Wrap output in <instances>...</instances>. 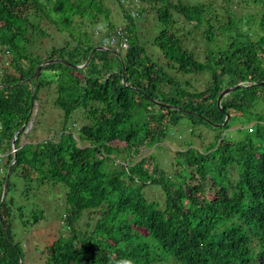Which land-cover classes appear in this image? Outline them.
I'll return each mask as SVG.
<instances>
[{
  "label": "trees",
  "instance_id": "obj_1",
  "mask_svg": "<svg viewBox=\"0 0 264 264\" xmlns=\"http://www.w3.org/2000/svg\"><path fill=\"white\" fill-rule=\"evenodd\" d=\"M105 1L0 0V152L8 157L0 173V264H30L16 240L26 206L13 176L67 188L70 236L40 249L43 264H264V15L255 33L233 20L234 0H222L223 7L216 0H138V17L157 19L156 57L123 0L115 2L127 20L129 50H95L117 30ZM252 1L264 9V0ZM220 11L229 22L217 27ZM175 14L213 43L204 59L186 45L191 32H179ZM32 18L55 27L60 45L37 47L44 30ZM98 25L108 32L95 42ZM218 31L229 40L224 47L214 44ZM51 60L33 91L38 67ZM53 83L54 105L65 114L59 138L23 144ZM238 85L221 110L220 94ZM77 113L87 121L80 141L69 128ZM184 119L189 128L213 130L212 142L177 150L172 171L138 160ZM236 126L238 137L228 136ZM148 186L162 190L163 203L146 196ZM84 216L97 218L92 231L80 228ZM32 217L37 223L44 211Z\"/></svg>",
  "mask_w": 264,
  "mask_h": 264
},
{
  "label": "rangeland",
  "instance_id": "obj_2",
  "mask_svg": "<svg viewBox=\"0 0 264 264\" xmlns=\"http://www.w3.org/2000/svg\"><path fill=\"white\" fill-rule=\"evenodd\" d=\"M138 1V0H137ZM132 1L127 5L128 0H123V5L127 10L130 11L131 15L136 16V24L138 26L137 30L139 35L142 37V41L146 42L148 45L149 52L156 55H159V52L156 48L151 46L152 38L157 34V27L154 15L146 14L141 18L138 17L137 9L140 5L139 2ZM207 2L208 0H186L185 3L189 2L191 4H197V2ZM106 5H108L112 10V22L117 27H126L127 20L123 17L122 11H120L115 0H106ZM217 7L222 6V0H216ZM232 12L231 14L238 23L239 27L244 30L254 31L258 33V22L261 20L264 15V9L262 5L255 4L252 0H234L231 4ZM175 18L177 21L176 28H178L179 32L185 36L191 32V35L186 39V45L192 51H195L200 55L201 59H204V55L207 50H211L213 47L210 46L213 43H208L204 39L203 28L201 30L195 29L194 25L187 23L183 18L179 15L175 14ZM220 23L216 26H223L229 22L228 15L224 11H220L219 14ZM249 19V20H248ZM33 22L37 24L38 28L44 30V33L36 36V45L37 47H42L44 49L51 48V46L57 45L59 46L63 36L53 27L51 24L47 23V21L40 22L37 18H32ZM106 25V23H105ZM98 28V29H97ZM98 33H96L94 40L95 42L99 41V38L104 36L108 30L105 26L98 25L97 26ZM251 29V30H250ZM96 30V32H97ZM260 31V30H259ZM254 33V37L255 36ZM53 38V39H52ZM228 38L223 35L221 32H217L216 34V42L214 44H218L219 47L223 46L225 43H228ZM209 45V46H207ZM207 46V47H206ZM9 55H5V60L8 59ZM1 70V65H0ZM57 83L52 84V92L50 89L46 90L49 94L48 103H45L44 113L36 118L35 123L30 122L26 132L29 131L25 136L22 137V143H34L38 144L44 140L53 139L58 140L59 134L61 133L64 125L65 114L64 112L57 109L54 105L55 95L54 90L57 87ZM51 93V94H50ZM37 111V109H36ZM87 121L82 117L81 113H77L73 116L69 124V128L75 133V136L78 141H80V128ZM188 120L184 119L177 127L173 128L170 131L167 139L157 145V147H149L146 146L141 149V153L139 155L138 160L140 161L142 158H147L148 163L146 166L152 167L153 163L157 161L163 168L172 171L171 161L177 150H183L186 148V145L192 143V145L198 149H204L208 146L209 142H212V132L213 130L203 126L201 129H193L187 127ZM239 126L231 129L227 134L230 137H238L237 130ZM201 134L199 137L196 134ZM83 145H88V143L81 142ZM123 146V144H120ZM188 148V147H187ZM5 155V158L2 160V167L4 168V164L7 163L8 157L7 153L1 152ZM151 154L155 156V159L151 157ZM124 163L125 160L119 159L117 163ZM12 182L17 184V191L14 193L15 195L21 196V202L26 206L23 208L24 215L22 218H17L15 221V232H16V240L23 244L24 251L28 252L27 261L30 264H43L44 262V253L40 251V249H45V247L52 243L57 238L69 237V230L64 226L65 223L63 221L64 216L66 215V193L67 188L58 182H50V184H45V186L37 185V183L29 181L28 183L23 179H17L16 176H13ZM34 183V184H33ZM27 184H33L31 187V191L27 193H23L25 191ZM5 189V188H4ZM146 196L150 200L155 201H164L163 192L159 187L156 186H148L145 189ZM13 195V193L9 194V198ZM5 196V195H4ZM163 203V202H162ZM44 211V218L39 220V222H35V219L32 217L34 213ZM97 218L93 220H89L87 216H84L83 219L79 222L80 228L85 231H92ZM86 223H89V227H86ZM174 259H170L166 264H180L174 262Z\"/></svg>",
  "mask_w": 264,
  "mask_h": 264
},
{
  "label": "water",
  "instance_id": "obj_3",
  "mask_svg": "<svg viewBox=\"0 0 264 264\" xmlns=\"http://www.w3.org/2000/svg\"><path fill=\"white\" fill-rule=\"evenodd\" d=\"M95 50H106V48H105V47H99V48H96ZM93 53H94V52H92V54H93ZM92 54H91V56L89 57V59L87 60V62H86L85 65H83V66H79L80 68H84V67H86V66L89 64V62H90V60H91V57H92ZM56 61H57V60H51V61L45 62V63L41 64V65L38 67V70H37V73H36V76H35V86H34L33 91L35 90V87H36V84H37L38 79H39V77H40V74H41V72H42V69H43L46 65H48V64H50V63H53V62H56ZM123 75H124V83H125V82H126V80H125V76H126V75H125V71H124ZM260 85L263 86V85H264V82L261 83ZM242 87H243L242 85H238V86L230 87V88H227L226 90H224V91L220 94V97H219V99H218V107L222 110V106H221V104H222V100H223L226 96H228L229 94H231L232 92H234L235 90H237V89H239V88H242ZM228 120H229V116L227 115L225 123H226ZM216 126H218V127H222L223 125H216ZM13 148H15V144H14ZM10 173H11V171H9V173H8L7 182H6V184H5V189H4V195H5V193H6L7 183H8L9 177H10Z\"/></svg>",
  "mask_w": 264,
  "mask_h": 264
},
{
  "label": "built area",
  "instance_id": "obj_4",
  "mask_svg": "<svg viewBox=\"0 0 264 264\" xmlns=\"http://www.w3.org/2000/svg\"><path fill=\"white\" fill-rule=\"evenodd\" d=\"M105 46L116 51H127L129 49L128 33L124 28H119L106 41ZM3 155L0 152V173H2Z\"/></svg>",
  "mask_w": 264,
  "mask_h": 264
},
{
  "label": "clouds",
  "instance_id": "obj_5",
  "mask_svg": "<svg viewBox=\"0 0 264 264\" xmlns=\"http://www.w3.org/2000/svg\"><path fill=\"white\" fill-rule=\"evenodd\" d=\"M132 1H133V0H128L127 5H128L129 3H131ZM134 1H137V0H134ZM137 2H139V1H137ZM120 28H124V29H125L126 27H120ZM117 29H119V28H117ZM101 47H105L106 50H107V49H110V48H108V47L105 46V42H104V45L101 46ZM128 50H129V49H128ZM128 50H127V51H128ZM118 52H126V51H118ZM29 131H30V129H29ZM29 131H28V132H29ZM13 152L15 153V149H13ZM129 264H130V262H129Z\"/></svg>",
  "mask_w": 264,
  "mask_h": 264
}]
</instances>
